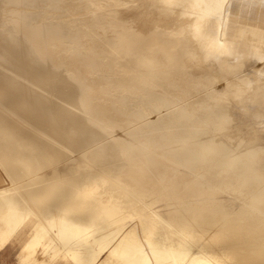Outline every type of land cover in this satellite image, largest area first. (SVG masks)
<instances>
[{"label": "bare ground", "instance_id": "obj_1", "mask_svg": "<svg viewBox=\"0 0 264 264\" xmlns=\"http://www.w3.org/2000/svg\"><path fill=\"white\" fill-rule=\"evenodd\" d=\"M263 22L264 0H0L2 242L31 222L23 252L67 264H264Z\"/></svg>", "mask_w": 264, "mask_h": 264}, {"label": "crops", "instance_id": "obj_2", "mask_svg": "<svg viewBox=\"0 0 264 264\" xmlns=\"http://www.w3.org/2000/svg\"><path fill=\"white\" fill-rule=\"evenodd\" d=\"M1 174L3 173L0 172ZM0 179H2L1 176ZM3 179L0 181V187L9 184L7 179L5 181ZM7 225L8 223L0 220V264H16V262H18L17 264H67L64 261H59V259H52L49 254L42 252V249L39 250L37 256L23 252L34 229V224L31 222L23 223L20 227L21 230L13 233L6 241L2 242L4 232L9 229Z\"/></svg>", "mask_w": 264, "mask_h": 264}, {"label": "rangeland", "instance_id": "obj_3", "mask_svg": "<svg viewBox=\"0 0 264 264\" xmlns=\"http://www.w3.org/2000/svg\"><path fill=\"white\" fill-rule=\"evenodd\" d=\"M242 19H245V17H242ZM263 26H264V22H263ZM8 248V247H7ZM18 262H16V264H17Z\"/></svg>", "mask_w": 264, "mask_h": 264}]
</instances>
